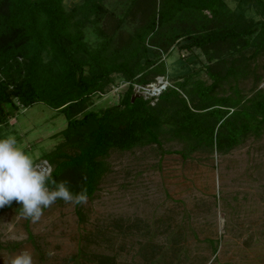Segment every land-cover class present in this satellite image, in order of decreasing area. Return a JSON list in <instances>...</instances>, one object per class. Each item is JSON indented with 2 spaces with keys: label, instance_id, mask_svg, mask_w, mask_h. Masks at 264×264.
Masks as SVG:
<instances>
[{
  "label": "trees",
  "instance_id": "16d2710c",
  "mask_svg": "<svg viewBox=\"0 0 264 264\" xmlns=\"http://www.w3.org/2000/svg\"><path fill=\"white\" fill-rule=\"evenodd\" d=\"M65 1L0 0V126L10 114L5 107L17 112L37 103L65 121L63 142L42 157L50 167V190L51 180L67 181L74 195L84 191L88 198L111 150L148 145L160 156L184 157L162 150L164 134L187 143L189 151L216 153L228 152L248 135L264 134V93L242 99L237 87L229 86L231 95H216L222 85L245 77L242 67L264 56V0H237L233 10L223 0H129L119 18L104 0H79L69 7ZM126 22H135L131 32L122 30ZM87 26L96 39L92 45ZM173 47L185 53L172 73L180 82L155 97L134 93L135 86L166 76L164 60ZM199 57L209 85L194 79ZM114 76L127 84L118 103L84 113L90 96L103 94Z\"/></svg>",
  "mask_w": 264,
  "mask_h": 264
},
{
  "label": "rangeland",
  "instance_id": "374dc122",
  "mask_svg": "<svg viewBox=\"0 0 264 264\" xmlns=\"http://www.w3.org/2000/svg\"><path fill=\"white\" fill-rule=\"evenodd\" d=\"M128 1L104 0L103 5L119 18ZM223 1L231 10L237 2ZM134 23H124L122 30L131 32ZM85 37L90 45L96 41L90 26ZM180 55L185 53L170 50L164 60L166 76L144 87L148 94L152 87L165 84L164 90L180 82L173 76ZM199 61L194 79L209 85L205 61ZM242 68L245 77L222 85L217 96L231 95L229 86H236L242 99L264 93V56ZM252 74L261 78L255 81ZM126 86L114 76L103 94L90 96L83 112L116 105ZM138 88L134 93L147 98ZM5 111L10 114L0 126V139L14 137L35 164L50 171L42 157L63 142V117L40 103ZM159 140L162 150L184 157L160 156L148 145L111 150L86 203L76 207L57 199L37 222L23 216L20 203L0 208V264L24 250L32 254L33 264H264V134L243 137L226 153L189 151L187 143L166 134Z\"/></svg>",
  "mask_w": 264,
  "mask_h": 264
},
{
  "label": "clouds",
  "instance_id": "9594fccd",
  "mask_svg": "<svg viewBox=\"0 0 264 264\" xmlns=\"http://www.w3.org/2000/svg\"><path fill=\"white\" fill-rule=\"evenodd\" d=\"M50 171L34 163L18 145L14 137L0 139V208L20 203L23 216L37 222L43 210L49 208L57 199L66 204L80 205L87 202L84 191L73 194L67 181L51 180L53 189H49ZM23 236L17 239H23ZM4 264H33L32 254L21 251L10 257Z\"/></svg>",
  "mask_w": 264,
  "mask_h": 264
},
{
  "label": "water",
  "instance_id": "95a60500",
  "mask_svg": "<svg viewBox=\"0 0 264 264\" xmlns=\"http://www.w3.org/2000/svg\"><path fill=\"white\" fill-rule=\"evenodd\" d=\"M139 92L142 93V94H144V96H146V97H148V96H150V95H151V96L154 95L153 93L148 94V90L145 89V88H140V89H139ZM133 98H134V96H132V97L130 98V102H132Z\"/></svg>",
  "mask_w": 264,
  "mask_h": 264
},
{
  "label": "bare ground",
  "instance_id": "6f19581e",
  "mask_svg": "<svg viewBox=\"0 0 264 264\" xmlns=\"http://www.w3.org/2000/svg\"><path fill=\"white\" fill-rule=\"evenodd\" d=\"M162 89V87L161 88H154V87H152L151 88V92L153 93V94H155V93H157V92H159L160 90Z\"/></svg>",
  "mask_w": 264,
  "mask_h": 264
},
{
  "label": "built area",
  "instance_id": "2783aa9c",
  "mask_svg": "<svg viewBox=\"0 0 264 264\" xmlns=\"http://www.w3.org/2000/svg\"><path fill=\"white\" fill-rule=\"evenodd\" d=\"M161 87H162L161 90H163V88L165 87V84H163ZM161 87H160V88H161ZM138 89H140V88H138ZM134 91H135V90H134ZM148 97H153V96H148Z\"/></svg>",
  "mask_w": 264,
  "mask_h": 264
}]
</instances>
